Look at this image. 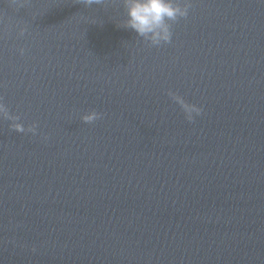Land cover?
<instances>
[{
	"label": "clouds",
	"instance_id": "clouds-1",
	"mask_svg": "<svg viewBox=\"0 0 264 264\" xmlns=\"http://www.w3.org/2000/svg\"><path fill=\"white\" fill-rule=\"evenodd\" d=\"M86 8L92 5H99L104 8L109 6H119L124 10L126 19L123 20V28L134 30L145 44L152 48H160L172 43L173 26L181 20H186L189 10L192 8L191 0H76ZM28 31L27 26L21 27L18 37H24ZM26 49L21 47L19 53L25 54ZM167 95L176 102L182 109L185 119L189 123L195 122V118L203 114V108L187 102L180 94L169 89ZM105 113L92 109L82 115L80 120L85 124H94L102 120ZM0 120L10 121L8 127L10 131L17 133L38 134L39 124L36 121L25 126L22 123L20 114H13L6 104L4 96L0 95ZM47 141L49 136L42 134Z\"/></svg>",
	"mask_w": 264,
	"mask_h": 264
}]
</instances>
